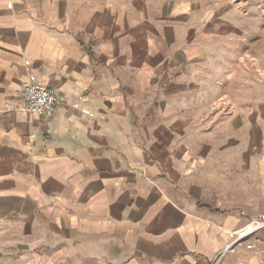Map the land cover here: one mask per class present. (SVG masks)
Returning a JSON list of instances; mask_svg holds the SVG:
<instances>
[{
	"label": "crops",
	"instance_id": "0c3cea01",
	"mask_svg": "<svg viewBox=\"0 0 264 264\" xmlns=\"http://www.w3.org/2000/svg\"><path fill=\"white\" fill-rule=\"evenodd\" d=\"M190 4L0 0V264H264V230L221 257L264 216V65ZM31 81L54 113L11 109Z\"/></svg>",
	"mask_w": 264,
	"mask_h": 264
},
{
	"label": "rangeland",
	"instance_id": "374dc122",
	"mask_svg": "<svg viewBox=\"0 0 264 264\" xmlns=\"http://www.w3.org/2000/svg\"><path fill=\"white\" fill-rule=\"evenodd\" d=\"M198 3L188 6L187 25L180 32L202 33L205 49L219 51V55H229L230 69L235 67L242 77L250 69L252 92L256 87L259 74V60L264 65V0H192ZM203 15L201 27L194 30V18ZM189 43L183 42L182 45ZM227 55V56H228ZM229 67V66H227ZM226 72V71H223ZM226 74L219 73L220 82ZM247 78V77H246ZM244 95L242 88L230 91V99H241ZM223 99H226L225 97ZM230 100V103H231ZM219 104H223L220 102ZM230 105V113L232 112Z\"/></svg>",
	"mask_w": 264,
	"mask_h": 264
},
{
	"label": "built area",
	"instance_id": "2783aa9c",
	"mask_svg": "<svg viewBox=\"0 0 264 264\" xmlns=\"http://www.w3.org/2000/svg\"><path fill=\"white\" fill-rule=\"evenodd\" d=\"M11 106L12 110L27 111L38 115L51 114L56 110L57 98L46 86L31 81L23 85L21 93L12 99ZM263 230L264 216L252 219L237 231H229L228 233L232 236V239L224 249L221 257L234 251L238 246L246 244L247 241H251ZM246 247L252 249L253 244L250 243Z\"/></svg>",
	"mask_w": 264,
	"mask_h": 264
}]
</instances>
